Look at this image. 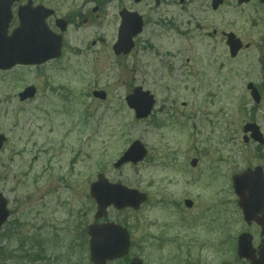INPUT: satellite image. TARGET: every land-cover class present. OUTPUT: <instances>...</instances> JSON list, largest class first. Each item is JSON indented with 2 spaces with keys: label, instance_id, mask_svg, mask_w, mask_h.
Wrapping results in <instances>:
<instances>
[{
  "label": "rangeland",
  "instance_id": "obj_1",
  "mask_svg": "<svg viewBox=\"0 0 264 264\" xmlns=\"http://www.w3.org/2000/svg\"><path fill=\"white\" fill-rule=\"evenodd\" d=\"M210 2L45 0L70 22L60 57L0 72V194L9 211L0 264H91L83 231L93 223L89 185L100 173L148 196L138 211L110 208L105 219L128 229L129 256L144 264H248L236 258L237 237L250 234L254 249L262 237L244 223L231 179L255 167L264 178V145L242 142L246 123L264 137V5L223 0L212 11ZM123 8L141 16L143 30L128 56L115 57ZM223 32L249 48L231 59ZM28 86L35 98L19 103ZM134 87L154 97L145 120L124 103ZM134 141L146 149L144 161L115 169Z\"/></svg>",
  "mask_w": 264,
  "mask_h": 264
},
{
  "label": "water",
  "instance_id": "obj_2",
  "mask_svg": "<svg viewBox=\"0 0 264 264\" xmlns=\"http://www.w3.org/2000/svg\"><path fill=\"white\" fill-rule=\"evenodd\" d=\"M15 0H0V70H8L13 66L19 65H40L48 60L58 58L61 49V37L51 33L45 24V20L52 15V11L43 7L35 9L28 5L21 7L18 11L19 26L9 36L7 35L8 23L11 19L10 6ZM141 0H134L135 3ZM251 0H237V4H246ZM264 4V0H259ZM222 0H212V10H216ZM121 23L117 32V39L112 47L114 55H127L133 48V38L142 30V20L136 13H128L123 10L119 13ZM56 27L60 32L66 29V22L56 21ZM226 46L231 58H235L242 48L238 38L232 33L226 34ZM247 48V46H245ZM251 97L256 104L260 97L251 84ZM35 94L33 87L25 89L19 95V100L32 98ZM92 96L99 100H105L106 94L102 91H94ZM127 106L134 111L136 119H145L153 107V97L149 92L135 88L126 98ZM250 132L251 138L263 144V139L258 128L254 124H247L243 128V133ZM4 137L0 135V149L4 142ZM243 141L248 142L244 136ZM146 155V150L138 141L133 142L124 152L121 158L114 164L119 168L124 164L133 165L141 162ZM192 166L195 161H192ZM233 188L239 198V207L242 209L244 220L247 223L256 221L262 228L264 234V181L260 168L253 171L246 170L233 178ZM90 197L96 204L95 220L106 217V210L113 206L120 211L125 208L138 210L139 206L146 201L144 194L135 190L128 189L120 184H110L102 174L97 176V181L90 186ZM186 207H190L189 201H185ZM262 213L260 219L256 214ZM8 212L6 201L0 195V228L6 221ZM90 237L89 251L90 261L93 264H105L106 261L116 260L128 254L130 247L129 235L126 229L113 223L91 225L87 229ZM251 238L242 234L238 238L237 255L239 259H248L252 264H264V240L259 247V258L255 260L254 251L250 245ZM130 264H142L140 260L133 259Z\"/></svg>",
  "mask_w": 264,
  "mask_h": 264
},
{
  "label": "flooded vegetation",
  "instance_id": "obj_3",
  "mask_svg": "<svg viewBox=\"0 0 264 264\" xmlns=\"http://www.w3.org/2000/svg\"><path fill=\"white\" fill-rule=\"evenodd\" d=\"M28 1H30L32 3V7H35V6H45V1H42V0H18L16 3H14L12 6H11V12H12V15H13V18L12 20L10 21L9 23V31H12L16 26H17V19H16V13H17V10L19 9L20 6L22 5H25ZM48 8V7H46ZM50 9V8H49ZM56 19V12L54 11V16L50 17L47 21H51L54 25V21ZM68 24H70L69 21H67ZM96 42H93L92 45H95ZM29 101V100H28ZM28 101H25V102H28ZM24 103V102H23ZM197 165V164H196ZM196 167V166H195ZM178 210H179V204H173ZM192 208V207H191Z\"/></svg>",
  "mask_w": 264,
  "mask_h": 264
}]
</instances>
